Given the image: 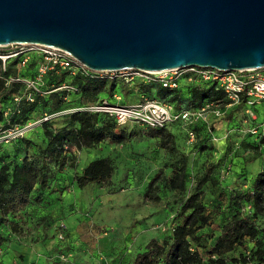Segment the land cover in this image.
Wrapping results in <instances>:
<instances>
[{
  "label": "rangeland",
  "instance_id": "374dc122",
  "mask_svg": "<svg viewBox=\"0 0 264 264\" xmlns=\"http://www.w3.org/2000/svg\"><path fill=\"white\" fill-rule=\"evenodd\" d=\"M20 46L1 45L0 50L11 51ZM14 64L27 77L37 75L32 65L18 67V62ZM257 72L264 73V68ZM127 74L131 75V71L97 72L98 77L113 80L111 89L105 80L99 95L114 101L109 95L119 93L120 102H132L143 95L158 97L154 87H147L148 84L136 77L123 82ZM57 76L62 73H54L51 78ZM187 95L183 90V97ZM162 97L166 99L167 96ZM67 108L46 112L52 115L54 126H61V112ZM220 109L222 114L211 117L208 122L210 130L203 129L202 125L191 131L193 138L183 123L165 130L170 137L139 124L126 123L120 126L121 136L113 141L103 140L82 150L71 147L66 165L52 168L54 176L44 188L40 202L27 208L29 214L22 232L8 233L9 240L0 255L3 264H130L135 253L150 238H162L171 228L182 198L189 195L196 178L205 170L211 171V178L218 179L219 187L215 193V187L209 182L204 185L202 199L208 205L207 211L211 210L218 190L227 192L240 183L243 187L248 186L256 171L264 167V142L261 141L264 105H255L253 115H249L244 107L234 105L221 104ZM43 112L42 106L38 105L28 113V120L39 122L45 115ZM6 122L2 120L0 128ZM252 128L258 133L250 132ZM43 137L41 123L27 135L32 142H39ZM15 146L1 147L0 153L20 161L23 151ZM98 157L111 160L114 170L110 181L78 186L76 177L81 169ZM185 158L186 189L181 192L171 187L166 176L173 175ZM156 174H159L158 179L153 181ZM60 223L66 227L65 238L57 241L53 228ZM256 224L263 234L264 246V212L256 219ZM216 225L217 221L212 219L211 224L204 227L205 234L216 233ZM0 228L3 232L11 231L7 222L1 223ZM254 244L253 240H246L235 256L242 252L248 258ZM244 264L264 262L250 259Z\"/></svg>",
  "mask_w": 264,
  "mask_h": 264
},
{
  "label": "trees",
  "instance_id": "16d2710c",
  "mask_svg": "<svg viewBox=\"0 0 264 264\" xmlns=\"http://www.w3.org/2000/svg\"><path fill=\"white\" fill-rule=\"evenodd\" d=\"M7 52L0 50V54ZM17 62V59H8L3 69L0 59V122L7 120L1 126L2 128L29 121L28 113L38 105H41L44 109L43 113H46L95 103L103 99L99 94L104 89L106 79L109 88L113 86L112 78L105 76L98 77L96 74L91 76L81 72L72 75L69 70L62 68L49 70L45 74L44 90H51L63 82H68L75 85L77 91L53 90L43 95H36L33 102L22 99L18 104V113L14 112L11 116L5 117L3 111L11 105L12 95L24 90L22 83L6 84L5 80L16 75L27 77L23 71L19 72L14 67V63ZM29 65L37 68L35 56H32L24 67ZM57 72H61L62 76L51 78ZM186 77L187 75H183L179 86L173 89L162 86L157 80L144 81L141 78L138 80L148 84L147 87L156 89L158 97L146 95L147 97L169 102L174 108H198L205 100H218L219 104L223 105L227 103L221 90L213 83L189 82ZM183 90L188 93L187 97H183ZM162 96L167 97L163 99ZM109 97L113 98V95L110 94ZM121 103L126 104L124 100ZM235 107L243 106L235 105ZM61 116L59 127L54 126L51 117L41 123L44 137L39 142H32L27 138L28 133L33 131L30 130L22 137L5 144L0 143V148L13 144L18 150L23 151L20 161L8 158L6 153H0V224L7 222L11 230L3 232L0 228V255L9 240L8 233L22 232L20 230L23 229V223L25 225L26 216L29 214L27 208L33 203L40 202L44 188L49 185L54 176L55 170L52 168L55 166L61 168L66 165L71 155V147L82 150L91 148L103 140L113 141L121 136L120 126L122 125L106 113L80 110L64 113ZM178 123L182 122H174L161 129H150L170 137L171 134L165 130ZM186 125L190 131L202 125L203 129L210 130V124L203 121ZM261 141L264 142V134H261ZM186 166L185 158L173 175L166 176L171 187L181 192L186 189ZM113 170L114 167L109 158H94L77 175V184L83 186L93 182L107 183L110 181ZM210 172L205 170L199 175L192 191L186 198H182L173 217L171 228L162 238H150L144 247L135 253L130 264H244L250 259L264 262L263 234L256 224V219L264 212V167L256 171L248 186L243 187V183H240L237 188H231L227 192L223 189L218 190L211 210L207 211L208 205L202 199L203 187L209 182L215 187V193L218 187V179L211 178ZM158 175H155L153 181L158 179ZM212 219L217 221L218 231L214 234H205L207 230H204V227H208ZM57 227L53 228L55 239ZM246 240L255 242L249 251V257L246 258L242 252H238L235 256L236 250L241 248ZM0 264H3L1 259ZM24 264H31V262Z\"/></svg>",
  "mask_w": 264,
  "mask_h": 264
},
{
  "label": "water",
  "instance_id": "95a60500",
  "mask_svg": "<svg viewBox=\"0 0 264 264\" xmlns=\"http://www.w3.org/2000/svg\"><path fill=\"white\" fill-rule=\"evenodd\" d=\"M59 47L95 72L264 68V0H0V46Z\"/></svg>",
  "mask_w": 264,
  "mask_h": 264
},
{
  "label": "built area",
  "instance_id": "2783aa9c",
  "mask_svg": "<svg viewBox=\"0 0 264 264\" xmlns=\"http://www.w3.org/2000/svg\"><path fill=\"white\" fill-rule=\"evenodd\" d=\"M20 47L7 53L0 54L2 68L5 69V62L8 59H17L18 67H24L32 56L36 57L37 75L34 77H23L21 75L10 76L5 83L19 82L24 86L21 93L12 95L11 105L3 111L5 117H9L14 112L18 113V104L22 99L33 102L36 95H43L53 90H64L76 92L77 87L71 83L63 82L59 86L44 90V75L49 70L62 68L69 70L70 74L76 72L90 74L91 76L97 72L90 70L84 64L76 60L67 51L54 46L42 44H18ZM258 69L252 70H219L211 67L188 66L181 69H171L155 72H146L135 69H124L131 71V75L127 74L123 79L129 81L133 77L141 78V80H157L162 86L169 89L177 88L180 78L187 75V81H207L213 83L216 88L220 89L223 98L228 105H242L249 115H253V107L257 104L264 105V73L257 72ZM114 101L103 98L92 104L82 107L68 108L61 112L70 113L75 111H89L106 113L113 116L118 124L137 123L148 128L161 129L174 122H182L184 124H192L198 121L208 123L211 117H218L222 114L221 104L218 100H205L198 108H174L169 102L159 98H151L141 96L136 103L123 104L120 97L113 95ZM45 115L36 121H26L23 124H14L7 128H0V143H8L16 138L24 136L30 130L43 121L52 117ZM256 128L250 129V132L256 133ZM190 138L194 135L188 131ZM56 239L61 241L65 238L63 223L57 227ZM71 264H74L70 262Z\"/></svg>",
  "mask_w": 264,
  "mask_h": 264
},
{
  "label": "crops",
  "instance_id": "0c3cea01",
  "mask_svg": "<svg viewBox=\"0 0 264 264\" xmlns=\"http://www.w3.org/2000/svg\"><path fill=\"white\" fill-rule=\"evenodd\" d=\"M119 97H121V95L119 94V93H116ZM140 97L141 96H139L138 98H137V100H135V101H132V102H126V104H131V103H136L139 99H140Z\"/></svg>",
  "mask_w": 264,
  "mask_h": 264
},
{
  "label": "bare ground",
  "instance_id": "6f19581e",
  "mask_svg": "<svg viewBox=\"0 0 264 264\" xmlns=\"http://www.w3.org/2000/svg\"><path fill=\"white\" fill-rule=\"evenodd\" d=\"M253 69V68H252ZM252 69H249V70H252Z\"/></svg>",
  "mask_w": 264,
  "mask_h": 264
}]
</instances>
